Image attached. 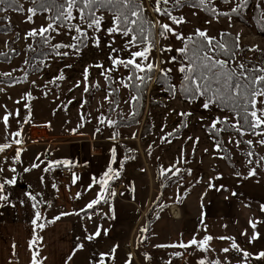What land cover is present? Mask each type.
Wrapping results in <instances>:
<instances>
[{"label":"rangeland","instance_id":"374dc122","mask_svg":"<svg viewBox=\"0 0 264 264\" xmlns=\"http://www.w3.org/2000/svg\"><path fill=\"white\" fill-rule=\"evenodd\" d=\"M56 1L66 5V0ZM240 2L209 0L206 6L212 5L217 11L215 15L209 16L198 8V4L192 6L183 3L176 6L174 0H169L162 7L184 21L174 24L167 16L155 11L156 0H134V6L142 8L144 27L160 21L169 24L175 33L184 38L177 39L173 33L161 37L159 27L152 28L154 46L147 62L154 63L156 69L149 73L151 79L141 84L135 78L131 81L128 79L133 72L131 68L117 65L114 70L108 71L113 69L111 58L129 59L132 51H140L148 46L150 38V34H144L148 36L147 41L126 47L133 35L141 34H109L108 29L113 27L116 11L96 10V15L102 16L103 20L100 30L95 31L87 27L88 21L81 18L78 6L79 9L73 8L70 22L51 21L46 12H29L34 6L29 0H0V7L4 8L0 12V145H9L0 151V185H3L0 196L7 198L0 199V222L12 223L34 218L39 221V225H43L48 219L57 217L56 210H69L74 215L71 217L74 248L70 253L64 252L65 248L61 249L62 254L58 255L57 260H62V256L63 259H71L69 263L64 261V264H101V261L103 264H200L201 261L204 264H213L214 261H219V264H264V259L258 256L249 254L245 257L244 251H239L240 255L236 254L237 251L226 255L223 252L225 248L212 244L214 235L209 231L210 225L203 222L208 225L205 230L201 226L196 203L188 201L189 204L180 205L188 196L194 201L196 195L207 191L206 197L210 199V192H214L216 182H219L222 190L221 182L226 183L225 176L234 182L239 181L238 184L232 182L231 187L235 192L245 191L247 186L256 188L247 184L253 182L259 183L261 186L257 187L261 188V192L264 191V144L260 143L264 140V134L242 130L244 135H241L232 127L237 123L234 115L217 110L212 105L204 108L203 98L188 103L177 89L183 74L179 69L187 62L184 55L176 50L182 48L184 41L196 34L197 29L205 31L215 41L220 40L222 33H229L236 38L237 43L239 36V50L230 62L238 71L240 64L249 68L250 61L258 69L264 68V36L258 33L252 17L261 11L264 20V0H250L245 12L238 10L233 13L231 9ZM15 3L22 10H11ZM258 4L260 7H257ZM257 8L260 9L255 12ZM51 22H54L55 30H49L47 35L28 36L30 31L36 30L38 33L40 28L47 27ZM75 26L86 32V36L81 37ZM9 28L11 30L6 31ZM47 45L54 49L47 48ZM68 45H78V51ZM113 49L116 51L113 52ZM240 50L242 53H239ZM140 62L138 58L137 63ZM160 69L170 70L167 76L164 74L169 78L168 88L160 87L162 78L157 74ZM61 76L63 79L59 78ZM134 96L138 99L133 100ZM5 115H8L7 124L3 120ZM129 116H138V122L131 124L133 120L117 125L120 119ZM109 121L114 123L109 124ZM214 121L217 122L215 127ZM39 125L44 126L47 136L32 138V132L33 137L36 131L43 134L44 130L37 128ZM211 127L218 130L217 138L208 131ZM256 132L260 133L261 129ZM103 139L119 140L115 143L123 144L129 157L134 156V153L135 156L124 174L119 172L115 176L119 170L115 166L111 174L114 178L107 179L112 185L115 181L123 183L121 189L107 185V192H101L102 183H97L100 189L93 200H99L97 204L100 211L81 214V210L88 208L87 205L91 203L87 197L68 207L67 204L62 207L59 203L58 208L51 201H42L43 195L51 199L53 186L55 191H59L66 183L57 178L53 180L55 182L49 180L44 183L45 189L40 196L43 187L41 168L62 164L51 160L54 151L52 145L61 141L86 140L88 145L98 146L97 141ZM17 140L20 143H16ZM85 170L82 169V172ZM249 172H254V175L250 176ZM182 173L181 179L165 186L161 199H158L159 187L168 176ZM137 184L139 191L144 194L143 200L140 194L134 198L139 208L134 202L128 201ZM26 185L30 187L29 190L25 189ZM147 204L152 207L155 205L153 214L156 213V220L146 235V220L141 214ZM202 204H205V200ZM227 205L233 209L232 204ZM40 207L45 210L42 217H39ZM209 208L210 205L207 206ZM176 209L182 213L177 218L174 215ZM97 231L99 235H96ZM12 233L13 230H6V238ZM205 236L212 237L206 244V250L197 245L187 248L171 246L187 244L193 238L200 241ZM219 236L226 237L224 233ZM53 247L46 245L43 252L50 254L52 249L54 254ZM245 249L249 253V249Z\"/></svg>","mask_w":264,"mask_h":264},{"label":"crops","instance_id":"0c3cea01","mask_svg":"<svg viewBox=\"0 0 264 264\" xmlns=\"http://www.w3.org/2000/svg\"><path fill=\"white\" fill-rule=\"evenodd\" d=\"M116 140L103 139L102 141H97L96 144L98 146L92 144L88 145L86 140L72 142L61 141L52 145L54 151L53 155L50 157L51 160L55 159L57 163H62L60 165L56 164L57 166L52 165V167H65L70 171V176L65 179L66 183L59 191H55L53 186V193L50 199L43 195L45 189L44 183H47L49 180L55 182L53 181L55 178H49L43 174V169L51 166L46 165L42 167L41 183L43 187L40 194V196L43 195L42 201H51V204L56 207L59 203L62 204V207L65 204H67L66 206L68 207V205L81 202L86 197L90 198L92 202L94 199L93 197H95L100 189L97 183L100 184L103 178L106 183L100 184L101 192H107V185H112V183L107 180L113 173L109 170H113V167L116 166L119 167L118 172L124 174L125 169L131 164L135 156L134 153V156L129 157L124 145H118L115 143ZM64 161L68 163L65 164L63 163ZM82 169H86L85 172H82ZM105 173H108L107 177ZM224 181L226 183L221 182V185H223L222 190L219 188V182H216V185L214 184V192H210V199L206 197L208 196L207 191L205 194H203V192L200 193L199 196L196 195V200L194 201L188 196L189 198L187 197L184 199L180 205L189 204L188 201L196 203L198 206L197 208H199L196 209V212H198L197 216H199L202 221L201 226L205 230L208 228V225H210L209 231L210 233L213 232L212 234L214 235L212 244L215 245V247L220 245L221 248L229 249L228 252L223 251L227 253L226 255L234 251H237L236 254H239V251L246 252L245 248H248L249 254L254 255V257H259V254L264 252V204H262L264 200V191L261 192V188L257 187L260 185L259 183L253 182L252 184H247L254 185L256 188H249L247 186V190L244 191V189H242L239 192H235L231 187L234 181L230 180L227 176H225ZM49 183L52 184L51 181ZM49 183L47 186H49ZM238 183L239 181L235 180L234 184ZM112 186H118L119 189H121L123 183L119 184V182L117 183L115 181ZM138 194H140V198L143 200L144 194L139 191L137 184L132 191V197L128 200L134 202L137 208H139L140 205L134 201V198H136ZM204 200L205 206L202 204ZM224 203H226L225 206H223ZM228 203L232 204L233 209L227 205ZM238 204L241 205L238 206ZM260 204H262V206ZM209 205L210 208L207 209ZM203 206L205 210H203ZM149 207L150 205L148 206L147 204V207L142 210L141 216L143 219ZM66 211L56 210V213H58L57 217L63 216L59 217V219H48V222L44 223L42 227L38 224L40 236L36 255L32 248L36 230V223H33V217V219L12 223L0 222V264H64V261L69 263L71 259L69 260L68 257L63 259L62 256V260H57L58 255L62 254V248H65L64 252L67 251V253H70L74 248V227L72 223L73 220H71V217H74V215L70 214L69 210ZM96 211H100L99 207L95 211L88 213V215ZM40 212L41 215L38 216L42 217L45 213L44 208L40 207ZM189 212L191 211L189 210ZM65 213L67 214L65 215ZM181 214V210L179 209V216ZM215 219L216 221L214 222ZM203 222L208 223V225ZM252 224H255L256 227L253 228ZM9 229L13 230V233L10 237L6 238L5 231H10ZM222 233L226 236L223 237V239L219 236V234ZM216 234L218 236H215ZM254 234L256 238L252 239ZM233 241L238 245L239 250L231 247ZM43 242H45L43 244L44 246L50 244V247H53L54 245V254L52 249L50 254L43 252ZM233 255L234 254L231 256ZM259 258H261V260L264 259L263 257Z\"/></svg>","mask_w":264,"mask_h":264},{"label":"snow or ice","instance_id":"6c2138e0","mask_svg":"<svg viewBox=\"0 0 264 264\" xmlns=\"http://www.w3.org/2000/svg\"><path fill=\"white\" fill-rule=\"evenodd\" d=\"M199 4L202 6H206L209 3V0H198ZM81 4L82 7L80 8L81 18L83 20H87V27L94 29L95 31L100 30V24L103 20L102 16L96 15V8L97 7H104L105 5L110 6V8H115L116 12L113 16V27L108 29L109 34H116L120 33L124 36H128L130 33L138 32L141 35H133L132 39L128 41L126 47H131L136 45L138 42L147 41L148 36L143 35L145 32L144 21L141 20L142 16V8L139 5L134 6V0H66V7L61 6V9L58 15L55 17L56 21H71L72 17V10L77 5ZM169 0H156V7L155 11L160 13L164 16H167L174 24L183 23V18H177L172 16L171 12L166 8L162 7V5H167ZM176 6H179L181 0H174ZM244 0H241V4L237 5V7L232 8L231 11L236 13L241 6H243ZM11 6V5H9ZM257 7H260L258 4ZM86 9H90L91 11L86 12ZM127 9L128 11H123ZM4 11L3 7H0V12ZM29 12H33V9H29ZM215 13V8L212 9ZM227 15L226 13H224ZM130 17H135L136 19H130ZM31 19V17H29ZM137 26L133 28L132 26ZM71 26V25H70ZM159 27V35L161 37H166L168 33H173L176 35L177 39H184L178 33H175V29H173L167 23H161L157 21L155 24H150L149 27ZM49 30H55L53 28V24L49 23L47 27H42L39 29L38 33L36 30L30 31L28 36H34L37 34L44 35L45 33L49 32ZM75 30L80 33L81 37L86 36V32H84L80 27L75 26ZM196 35L198 37L203 38L202 40L194 41V44L197 46L193 49L192 55L188 56L187 53L189 51L188 44H185V47L179 48L176 51L185 54V58L188 60L186 65H182L180 67V71L185 73L184 79L188 81L190 84L194 85V92H198L201 95H207L211 93L212 95L209 97V100L204 103L203 107L208 108L209 104L215 101L224 102L227 101L232 104L233 110L239 108L243 111V121L244 124L248 126V128L257 135L264 134V68L259 69H246L243 64L238 65L240 69L239 72L236 69L232 68L229 70H225L228 61L226 60H219L215 59L212 55H209L211 52H215L217 50L222 51L225 55H229L231 53V46L228 44L227 41L217 42L215 45L213 44V40L215 38L209 37L205 31H201L197 29ZM224 35V34H222ZM77 39V38H74ZM189 42H192L193 38H187ZM238 40L239 36H237V44L238 47ZM206 41V43H204ZM98 43V41H97ZM154 44L149 41L148 46L144 47L140 51H132L130 58L127 60H122L119 58H111L113 69H109L108 71L114 70L117 65H123L125 68H131L133 70L132 75L128 77L131 81L133 78L140 81L141 84L147 82V80L151 79L149 73L153 72L156 69V65L148 61L149 52ZM56 47H60V45H56ZM67 47H74L77 48V45H68ZM164 50H171V49H162ZM116 49H113L115 52ZM202 53V55H201ZM68 53H63V55H67ZM232 57H234V53H231ZM140 59V63H137V59ZM175 60V57H172ZM96 67H101V65H96ZM87 69L85 70V78H87ZM163 74H167V71L160 69ZM137 73H143V75H137ZM10 75V74H8ZM63 79V77H59ZM107 78V77H106ZM123 83V81H122ZM127 87V84L124 85ZM85 91H88L85 88ZM133 100H137V97H132ZM27 107V105H25ZM237 115H240L237 112ZM4 122L7 124L8 122V115L3 117ZM103 122V121H102ZM109 124L114 123L112 121L108 122ZM216 121L213 122V127L216 125ZM232 127L236 128V130L241 134L244 135L242 131V127L240 126L239 122L232 125ZM261 129L260 133H257L256 130ZM17 136L20 135L19 132L16 133ZM16 143H20L19 140ZM249 144L252 141H248ZM260 143L264 144V140H261ZM9 147V145H0V151H3L4 148ZM219 147V145H217ZM17 158H19V151L17 152ZM63 163L67 164V161ZM33 167H37V165H33ZM27 171V169H26ZM109 171H112L111 169ZM119 172L115 173V176H118ZM249 175H254V172H249ZM105 176H108V173H105ZM114 178V177H110ZM13 181H7L6 183H12ZM101 183H106V181H101ZM211 186V185H210ZM3 188V185H0V189ZM114 194V193H113ZM0 199H7L4 196H0ZM99 203V200H93L91 203L87 205L88 208H92L93 205ZM67 213H65L66 215ZM39 215V214H37ZM59 219V217H56ZM36 221L34 220L33 223ZM251 223V222H250ZM42 227V225H41ZM252 227L255 228L256 225L252 224ZM100 232L97 231L96 235H99ZM255 234L253 235L252 239H255ZM91 239V237H89ZM211 236H205L203 240L197 241L193 238L187 244L181 243L179 245H171L172 247H183L187 248L190 245H197L198 247L206 250V244L209 240H211ZM223 239V237H222ZM159 247H168V245H160ZM231 247L233 249H237L238 245L233 241ZM115 251V249H113ZM224 252H228L229 249H223ZM245 257L249 255V253H243ZM179 255V253H176ZM259 257H264V252L259 254ZM103 264V261H101ZM200 264H204V261H201ZM213 264H219V261H214Z\"/></svg>","mask_w":264,"mask_h":264},{"label":"trees","instance_id":"16d2710c","mask_svg":"<svg viewBox=\"0 0 264 264\" xmlns=\"http://www.w3.org/2000/svg\"><path fill=\"white\" fill-rule=\"evenodd\" d=\"M29 1H31V3L34 5L33 6V10L34 11L32 13L35 14V13H38V12H41V11L46 12V13H48V18L51 21H55V17L58 15V13H59V11L61 9V6H66L65 4H63L61 2H58L56 0H29ZM247 2L249 3L250 0H244V4H243V6H241L239 8V10H240L239 12H242V11L245 12L246 7L248 6ZM183 3H187V4H190L192 6H196V4H198V8L202 9V11L206 15H209V16L215 15V13L212 11V9L214 8V6H212V5L202 6V5L199 4L198 0H181L180 5H182ZM239 4H241V2ZM77 6L79 8L82 7V5L79 4V3H78ZM209 8H210V10H209ZM18 9L22 10V8H20V5L18 3H15L13 6H11V10H13V11H16ZM259 9L260 8H257L255 10V12L258 11ZM96 10H105V11L109 10L111 12H115L116 11V9L111 10L110 6H108V5H105L102 8L97 7ZM85 11L89 12L91 10L90 9H86ZM260 13H261V11H258V14H253L252 17L254 18V21L256 23L258 33L260 35L264 36V20H262V16H261ZM226 14H228V13H226ZM51 23H54V22H51ZM60 23L62 24V22H60ZM147 25L149 26L150 23L147 24ZM147 25L145 26L144 34H150L149 41H151L153 43L154 42V35H153V31H152L153 27H150V31H149V27ZM9 30H11V28L7 29L6 31H9ZM47 34L48 33H45V35H47ZM222 34H224V35H221L219 41L213 40V44L215 45L217 42L227 41L228 44L231 46V53H234V55H235V53L239 50L238 47L236 46V44H237L236 43V38L233 35L229 34V33H222ZM190 37L193 38L192 42H189L188 39H186L184 41V45H183V47H185V44H188V46H189V51L187 53L188 56H191L193 49L195 47H197L194 44V41L203 39L201 37H198L196 34H194V35H192ZM85 43H86V41L84 40L83 44L85 45ZM204 43H206V41H204ZM47 48H50V49L52 48V50L54 49L52 46H48V45H47ZM241 51L242 50H240L239 53H242ZM231 53L229 55H225L222 51L217 50L215 52L209 53V55H212L215 59L228 61V64L225 67V70L227 71V70L232 69V68L236 69L235 67H232L231 63H230L231 60L234 58V57H232ZM183 55H184V58H185V54H183ZM201 55H202V53H201ZM185 60L188 63V60L186 58H185ZM246 69H258V68H257V65L254 64L253 61H250L249 62V68H246ZM236 71L239 72L238 69H236ZM157 74L160 76V78H162L161 79L162 82H160V84H161L160 87H165V88L166 87L167 88L170 87V84L168 83V79L169 78L166 77L167 75L164 76V74L162 72H160V71H158ZM184 77H185V73H183L182 76L180 77L179 83H178V86H177L179 94L183 98V100L187 101L188 103H191V102L196 101L198 98H203V100L205 102H207L209 100V97L212 94L209 93L207 95H201L198 92H194L193 90H194L195 86L190 84L188 81H186L184 79ZM209 105L214 106V108L217 109V110L226 111V112H229L230 114L234 115V117L236 118L237 122H239L240 126L242 127L243 131H251L248 128V126L244 124V121H243V115L244 114H243V111L241 109L237 108V109L233 110L232 104L227 102V101L220 102V101H215L214 100ZM237 112H239L240 115H237ZM137 117L138 116H129L126 119H120V122L117 123V125H122L123 122H129V121H133V120H134V122H132L131 124L137 123L138 122V121H136ZM223 127L225 129H227V127H225V126H223ZM208 131H210L215 138H217V136L219 135L218 134L219 133L218 130H216L215 128H212V127L208 128ZM217 143L219 144L220 142L218 141ZM183 175L184 174L182 173V174H179V176L178 175L177 176H168L166 181L162 185H160V187H159L160 194L157 196L158 199H161V194L164 192V188H165L166 185L170 184L172 181H175L176 179H178V180L181 179L183 177ZM164 176L166 177L167 174H165ZM154 207H155V205H154ZM154 207L150 206L146 210V212L144 214L145 215V220H146V223H145V233H146V235L149 234V231L151 230V226L156 220V213L153 214ZM97 208H98V204H95V205H93L92 208H85L84 210H82L81 214L85 215V214L91 213V212L95 211ZM38 223H39V221L36 220V224H35L36 225V230H35L36 234H35V237H34L33 243H32V247H33V251H34L35 255L37 254L36 248H37V243H38V239H39V232H40V229L38 227L39 226Z\"/></svg>","mask_w":264,"mask_h":264},{"label":"built area","instance_id":"2783aa9c","mask_svg":"<svg viewBox=\"0 0 264 264\" xmlns=\"http://www.w3.org/2000/svg\"><path fill=\"white\" fill-rule=\"evenodd\" d=\"M37 128H41L43 131V134H40L38 131H36V136H32L33 132L31 133L32 138H45L47 136V133L45 131L44 126H37ZM39 133V134H38ZM42 135V136H41ZM44 176H47L49 178H57L58 180H65L70 176V171L65 167H46L43 169Z\"/></svg>","mask_w":264,"mask_h":264},{"label":"bare ground","instance_id":"6f19581e","mask_svg":"<svg viewBox=\"0 0 264 264\" xmlns=\"http://www.w3.org/2000/svg\"><path fill=\"white\" fill-rule=\"evenodd\" d=\"M173 210H174V209H173ZM173 212H174V211H173ZM174 215H175V218H177V217L179 216L178 209H176Z\"/></svg>","mask_w":264,"mask_h":264},{"label":"water","instance_id":"95a60500","mask_svg":"<svg viewBox=\"0 0 264 264\" xmlns=\"http://www.w3.org/2000/svg\"><path fill=\"white\" fill-rule=\"evenodd\" d=\"M25 189H26V190H29L30 188H29V186L26 185V186H25Z\"/></svg>","mask_w":264,"mask_h":264}]
</instances>
